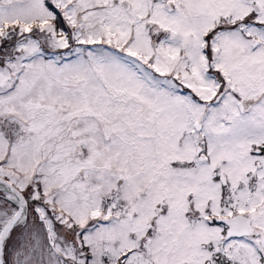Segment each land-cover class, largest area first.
I'll use <instances>...</instances> for the list:
<instances>
[{"label": "snow or ice", "instance_id": "6c2138e0", "mask_svg": "<svg viewBox=\"0 0 264 264\" xmlns=\"http://www.w3.org/2000/svg\"><path fill=\"white\" fill-rule=\"evenodd\" d=\"M0 264H264V0H0Z\"/></svg>", "mask_w": 264, "mask_h": 264}]
</instances>
